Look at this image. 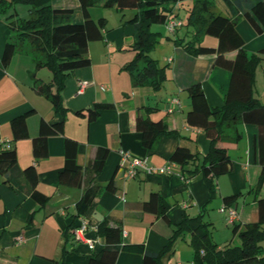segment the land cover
<instances>
[{"label": "crops", "instance_id": "0c3cea01", "mask_svg": "<svg viewBox=\"0 0 264 264\" xmlns=\"http://www.w3.org/2000/svg\"><path fill=\"white\" fill-rule=\"evenodd\" d=\"M53 5L75 9L74 20H82L78 0ZM215 5L223 14L235 15L222 0H216ZM7 22L0 11V147L13 148L17 161L14 167L0 173V264H89V257L104 246L98 232L103 222L119 226L124 243L159 251L175 224L199 214L212 224L214 242L224 246L233 238L225 221L224 198L230 195L235 196L230 205L238 211L234 224L242 226L259 219L258 199L264 197V178H260L264 171V129L255 123L241 121L236 125L240 138L228 150L232 169L213 179L214 193L201 172L185 178L182 167L169 160L179 146L196 153L199 163L210 149L204 131L188 125L185 116L191 107L187 87L194 82L200 83L209 106L224 104L230 72L214 63L215 54L193 56L176 46L166 59V79L158 89L134 85L125 66L134 56L131 45L137 40L136 30L131 25L103 30L102 39L88 44L90 64L64 79L60 95L67 111L61 118L50 100L35 89L34 84L51 81L47 67L35 68L33 56L23 51L15 52L6 66L1 64L9 35ZM162 28L169 36L179 34L169 33L164 24ZM236 30L249 55L264 47V31L257 34L246 19H238ZM199 41L209 47H216L218 42L212 35H202ZM234 55V51L225 54L229 58ZM253 94L264 104V57L254 70ZM95 105H101L99 113L89 119L88 110ZM139 111H145V117L151 120L162 119L171 131L160 136L151 149L143 147L135 128ZM26 112L27 136L15 138L11 120ZM41 119L50 123L62 120L63 131L47 137L46 155L36 159L32 142ZM66 138L77 142V162L83 168L81 185L59 180ZM100 147L108 148V154L95 175L91 166ZM135 156L145 157L153 167L168 165L171 173H148L138 168L131 177L127 169ZM29 166L36 172L35 189L47 197L43 202L31 195L24 174ZM110 181L113 189L106 188ZM86 186H92L97 193L88 205H79ZM152 193L166 203L165 216L159 213L158 201L144 206ZM81 219L87 221L84 236L91 239L92 246L75 236ZM161 260V264H192L188 236L177 239L173 252ZM141 261L138 253L120 251L114 264Z\"/></svg>", "mask_w": 264, "mask_h": 264}, {"label": "trees", "instance_id": "16d2710c", "mask_svg": "<svg viewBox=\"0 0 264 264\" xmlns=\"http://www.w3.org/2000/svg\"><path fill=\"white\" fill-rule=\"evenodd\" d=\"M184 0H78L82 20H74L75 9L57 7L54 0H0V11L8 21V39L1 56V64L6 66L15 52L30 53L34 58L35 68L47 67L51 71V81L35 85L38 93L46 96L55 113L64 118L66 108L60 95L65 77L74 70L90 64L87 56L88 44L103 38L106 20L102 17L94 20L89 8L102 6L116 10L133 9L135 13L126 20L136 30L137 40L131 45L134 53L132 60L125 66L134 85H150L158 89L166 79L168 65L159 66L157 60L148 56V52L159 41L158 33L150 31L152 24H164L171 18L178 17L174 4ZM186 25L191 28L192 40L175 39L176 46L181 47L190 55L215 54L214 63L230 72L229 88L221 107L209 106L203 89L198 82L187 87L190 99V110L186 113L188 125L202 129L210 141V149L198 162V155L187 147H177L169 157L170 162L179 164L185 178L201 172L211 193H214V178L229 173L232 169L228 150L239 141L240 133L237 124L241 121L252 122L264 129V104L253 94L254 70L264 57V47L254 54H248L243 48V40L236 30L239 18L246 19L257 34L264 31V0H222L235 15L223 14L216 8V0H190ZM18 3L29 6L26 18L18 16L13 9ZM181 19V18H180ZM180 27L184 25L183 19ZM180 27L171 34H176ZM170 35V34H169ZM202 35L217 38L216 47L198 43ZM169 38V37H168ZM184 42V43H183ZM197 42V43H195ZM235 52L232 58L225 54ZM34 77V76H33ZM36 83V82H35ZM101 105L88 110L89 119H94ZM142 108H139L141 110ZM144 110V109H143ZM139 111L136 116L135 128L141 135V144L147 149L153 148L157 139L167 133L162 119L151 120ZM29 112L14 117L11 129L14 137L27 136L26 116ZM81 113V112H80ZM63 121L50 123L41 119L39 132L33 138L32 151L34 158L46 155L47 137L62 133ZM14 139V138H13ZM64 166L59 173V180L72 181L81 185L83 168L77 162V142L71 139L64 141ZM108 148H98L92 162L91 171L97 175L106 160ZM17 157L11 147H0V173H5L16 165ZM190 165V168H185ZM24 174L31 187V195L41 202L47 199L36 189V172L32 166L24 169ZM264 178V171L261 175ZM107 189H113L110 181ZM96 189L86 186L83 189L79 205H88ZM234 195L226 196L224 203H232ZM159 202V213L165 216L166 203L157 193H152L145 207ZM259 219L255 222L232 225L233 235L237 234L239 244L230 242L218 246L212 238V224L203 215L186 216L175 224L166 244L159 251L147 250L142 244L123 242L122 230L119 226H111L106 222L98 226L103 236L104 246L99 253L89 257V264H114L120 251L135 252L142 256L141 264H161L163 256L174 250L177 239H185L193 249L192 264H264V197L258 199Z\"/></svg>", "mask_w": 264, "mask_h": 264}, {"label": "rangeland", "instance_id": "374dc122", "mask_svg": "<svg viewBox=\"0 0 264 264\" xmlns=\"http://www.w3.org/2000/svg\"><path fill=\"white\" fill-rule=\"evenodd\" d=\"M55 2L58 5L59 4L62 5V3H64V0H56V1L54 0L53 4ZM191 5L192 2L190 0H184L180 4L173 5L174 11L176 12L179 11L180 13L179 18L183 19L184 22V25L178 29L179 34L176 36L174 35L169 36L167 32L162 28V24L151 25L150 31L158 33L159 41L147 54L150 58L157 60L159 66L168 65L166 64V59L168 56L172 55L173 50L176 47L174 43L175 39H183V41L185 42L187 40L193 39L191 28H189L188 25H186V20L189 11L188 9L191 7ZM28 8L29 6L27 4L18 3L11 10L13 11L14 9L15 11H17L19 17L26 18L29 15ZM89 12L94 20H97L100 17L104 18L106 20L104 30L112 31L113 29L119 28V26L121 28H123V26H126L124 22L134 15L135 10L133 9L116 10L114 8L94 6L89 8ZM198 43L203 44L202 41H199ZM227 231H229V233L232 234V226H229V224H227ZM230 244L232 245L239 244V238L237 234L233 235Z\"/></svg>", "mask_w": 264, "mask_h": 264}, {"label": "built area", "instance_id": "2783aa9c", "mask_svg": "<svg viewBox=\"0 0 264 264\" xmlns=\"http://www.w3.org/2000/svg\"><path fill=\"white\" fill-rule=\"evenodd\" d=\"M182 24V20L178 17L171 18L165 23L166 30L171 33L175 30V28L180 27ZM141 168L148 173H159V174H169L171 173L170 166H162V167H153L147 164L145 157H132L129 162V167L127 169V174L129 176H134L137 169ZM226 216L225 221L227 224H234L236 219L238 218V211L235 206L228 205L226 206ZM87 229V221L85 219H81L77 228H75V236L82 242H85L92 246L91 239H88L84 236V233Z\"/></svg>", "mask_w": 264, "mask_h": 264}]
</instances>
